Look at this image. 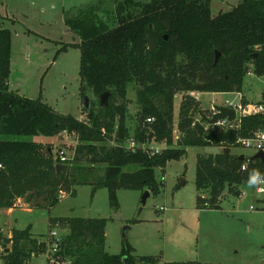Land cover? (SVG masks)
<instances>
[{"label":"trees","instance_id":"16d2710c","mask_svg":"<svg viewBox=\"0 0 264 264\" xmlns=\"http://www.w3.org/2000/svg\"><path fill=\"white\" fill-rule=\"evenodd\" d=\"M5 20L10 17L0 12V211L16 208L19 201L32 210H52L63 193L75 195L76 186L88 183L92 197L107 189L111 207L118 210L121 190L161 194L156 169L186 157L188 148H238L264 128L261 114L240 117L234 128L210 126L202 121L199 102L192 96L242 93L249 73L264 76V0H243L215 16L211 0H99L81 8L65 23L78 40L72 45L81 51V96L90 92L96 98L84 109L82 121L10 89L12 34L4 28ZM131 86L137 87L140 121L134 140L141 146L163 143L160 154L149 147H127L131 128L127 107L119 100L126 99ZM107 92L108 106L102 107L100 96ZM177 95L183 101L175 141ZM62 134L77 138L73 162L104 165V175L93 178L89 170L62 164L52 146L27 139ZM253 169L264 176V162L254 156L241 161L235 155L198 154L197 209L220 210L226 192L239 198ZM107 223L102 218H51L50 228L68 231L55 264H220L164 263L157 256L135 255L126 239L120 254L110 255ZM0 247L3 264H29L48 251L47 241L30 229L13 230Z\"/></svg>","mask_w":264,"mask_h":264},{"label":"rangeland","instance_id":"374dc122","mask_svg":"<svg viewBox=\"0 0 264 264\" xmlns=\"http://www.w3.org/2000/svg\"><path fill=\"white\" fill-rule=\"evenodd\" d=\"M96 1L99 0H0L3 3L0 4V12L12 19L4 22V28L12 34L11 90L32 100L41 99L61 114L85 119L80 91L81 51L72 45L78 40L66 26L65 20L75 17L81 8ZM242 1L211 0L212 15L228 12ZM241 95L248 104L264 103V76L249 73ZM87 96L91 106L96 98L90 92ZM192 96L199 102L201 112L208 117L213 114L214 106H221L225 102L233 105L242 102L235 93H193ZM182 101V95H177L175 141L180 137L177 123ZM119 104L127 107L126 123L134 139L140 123L137 116V87L131 86L126 99H120ZM233 126L236 127L235 124ZM27 139L52 146L56 157L60 152H65L66 165L89 170L93 178L104 175V165L73 162L78 145L75 136L39 135ZM151 145L161 152L165 148L163 143ZM238 149L245 154L251 153L242 143ZM200 153H203L201 148H188L186 157L168 162L164 169H156V179L163 185L161 194L154 196L150 193L144 206L141 205L144 193L121 190L117 194L120 208L115 210L110 205L108 190H99L92 197L93 186L88 183L76 186L75 195L63 193L60 204L52 210H13L4 220L7 225L0 227V235L10 239L13 230L30 229L35 237L48 241L52 231H57L62 237L68 234L64 227L50 228L51 218H102L108 220L106 251L110 255L120 254L126 239L135 249V255L157 256L164 263H262L264 201L259 200L264 199V194H257L254 186L249 187L246 183L241 187L245 194L239 198L225 193L220 210H198L196 171ZM126 227L130 229L125 230ZM11 248L12 245L7 244V249ZM3 252L4 247H0V257ZM47 258V254L32 257L29 264H48ZM0 264H3V259H0Z\"/></svg>","mask_w":264,"mask_h":264},{"label":"built area","instance_id":"2783aa9c","mask_svg":"<svg viewBox=\"0 0 264 264\" xmlns=\"http://www.w3.org/2000/svg\"><path fill=\"white\" fill-rule=\"evenodd\" d=\"M225 106L235 108L237 111V117L238 114H240V117L242 116H247V115H257L261 114L264 115V103H255V104H248V105H242L241 104H235L233 105L232 103H226ZM214 113V111H213ZM213 115V114H212ZM82 121V120H81ZM148 123H151L152 120L148 119ZM216 127H223V128H234L233 122H228V121H220ZM147 147L151 148L152 150H155L157 154H160L161 151L158 149L153 148V146H150L146 144ZM242 145L245 149L253 151L255 154L264 151V131H259L256 133L252 138L242 140ZM127 147L131 150H134L135 147H140L139 145L136 144L135 140L132 138L127 142ZM141 147H145L144 145ZM62 164L66 163L67 157L65 155V152H60L59 156L57 157ZM246 170V165L242 167V171ZM163 180L165 178L163 177ZM255 191L257 194H264V183H259L257 185H254ZM245 193H242L241 195H244ZM252 209V207H251ZM161 210H164L161 208ZM62 241L63 237L60 235L57 231H52L48 235V241H47V246H48V251H47V256L50 259L51 264H55V255L59 254L61 252V246H62ZM47 258V259H48ZM62 264V263H58Z\"/></svg>","mask_w":264,"mask_h":264},{"label":"water","instance_id":"95a60500","mask_svg":"<svg viewBox=\"0 0 264 264\" xmlns=\"http://www.w3.org/2000/svg\"><path fill=\"white\" fill-rule=\"evenodd\" d=\"M220 57V53H216V59H215V64L218 62ZM255 58L257 57V55L254 56ZM110 97V93H104L103 95L100 96V105L102 107L108 106V100ZM83 107L85 110H89L90 109V98L89 96H84L83 98ZM214 113L211 117H208L205 113L201 112L200 113V117L202 119V121L210 126H215L217 125L220 121H228V122H235L237 121L238 117H237V111L235 108H231L228 106H214L213 107ZM203 153L205 155L208 156H212L213 158H216L218 155L223 154L226 156V158H229L231 155V149L230 148H224L221 149L219 147H206L203 149ZM255 159H259L261 161L264 162V151H261L259 153H257L254 156ZM245 156H241L240 160L244 161ZM57 170L60 171L62 168V164H58L56 166ZM150 192L149 191H145L142 199H141V205L144 206L146 204L147 199L150 197ZM130 229V227H126L125 230ZM124 238H125V232L123 233ZM3 240V238L0 235V242ZM264 264V263H262Z\"/></svg>","mask_w":264,"mask_h":264},{"label":"crops","instance_id":"0c3cea01","mask_svg":"<svg viewBox=\"0 0 264 264\" xmlns=\"http://www.w3.org/2000/svg\"><path fill=\"white\" fill-rule=\"evenodd\" d=\"M0 4H2L3 5V3L2 2H0ZM12 19H10V21H11ZM12 55H13V50H12ZM11 64H12V58H11ZM235 94H238L239 95V97H240V102L243 100V97H242V95H241V93H235ZM226 103L227 102H225V103H223V104H221V105H226ZM237 104H240V103H237ZM81 119V118H80ZM247 150V149H246ZM231 155H235V156H245V157H253V156H255L256 154L253 152V151H251V153H249V154H245V153H243V151H239V149L238 148H233V149H231ZM259 201H261L262 203H263V201H264V199H260ZM23 202L22 201H19L18 202V204H19V206L17 205L16 206V208H13V209H9V210H1L0 211V227H2L3 225L4 226H6L7 224L6 223H4V220H5V218H6V216L10 213V212H12L13 210H15V209H18V208H25V209H29L24 203L22 204ZM262 207L264 208V204L262 205ZM30 210H32V209H30ZM3 219V220H2ZM1 220H2V222H1ZM262 263H264V261H262ZM262 263H260V264H262Z\"/></svg>","mask_w":264,"mask_h":264},{"label":"clouds","instance_id":"9594fccd","mask_svg":"<svg viewBox=\"0 0 264 264\" xmlns=\"http://www.w3.org/2000/svg\"><path fill=\"white\" fill-rule=\"evenodd\" d=\"M259 183H264V176H262L258 170L253 169L249 174L248 185L251 187Z\"/></svg>","mask_w":264,"mask_h":264},{"label":"flooded vegetation","instance_id":"af4514ba","mask_svg":"<svg viewBox=\"0 0 264 264\" xmlns=\"http://www.w3.org/2000/svg\"><path fill=\"white\" fill-rule=\"evenodd\" d=\"M212 116V115H211Z\"/></svg>","mask_w":264,"mask_h":264}]
</instances>
